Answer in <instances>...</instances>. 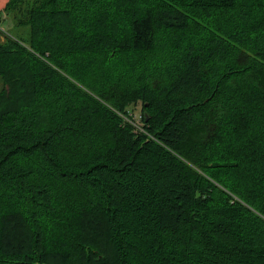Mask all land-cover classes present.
I'll list each match as a JSON object with an SVG mask.
<instances>
[{
  "label": "trees",
  "instance_id": "16d2710c",
  "mask_svg": "<svg viewBox=\"0 0 264 264\" xmlns=\"http://www.w3.org/2000/svg\"><path fill=\"white\" fill-rule=\"evenodd\" d=\"M0 81V264H264V0H5Z\"/></svg>",
  "mask_w": 264,
  "mask_h": 264
},
{
  "label": "rangeland",
  "instance_id": "374dc122",
  "mask_svg": "<svg viewBox=\"0 0 264 264\" xmlns=\"http://www.w3.org/2000/svg\"><path fill=\"white\" fill-rule=\"evenodd\" d=\"M4 2H5V0H0V9H1L2 5L4 4ZM8 22L9 21H7L6 23L2 24V28L3 29L8 30V28H9L8 25L10 24V23L8 24ZM1 86H2V83L0 81V87ZM132 111H133L132 112L133 113L132 117L134 118L135 125H136L137 128H139V126L142 124L141 119H140V117H141V104L138 103L137 105L133 106Z\"/></svg>",
  "mask_w": 264,
  "mask_h": 264
}]
</instances>
